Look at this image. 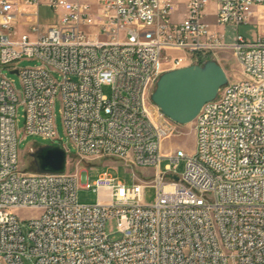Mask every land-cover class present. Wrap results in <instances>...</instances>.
<instances>
[{"label":"built area","instance_id":"obj_1","mask_svg":"<svg viewBox=\"0 0 264 264\" xmlns=\"http://www.w3.org/2000/svg\"><path fill=\"white\" fill-rule=\"evenodd\" d=\"M216 1L212 26L209 0H0V264H264V36L226 43L217 30L263 19L264 0ZM175 3L186 7L181 22ZM42 6L57 15L44 34ZM225 50L246 78L203 107L192 154L165 156L178 124L152 102L163 66H203L196 57L217 62ZM22 59L39 66L17 69ZM7 68L18 71L21 94L2 75ZM57 96L73 157L153 168V180L135 175L127 186L105 173L91 186L86 170L71 172L65 148L64 173L22 172L17 107L27 136L55 143ZM163 160L171 162L166 174ZM181 161L180 176L171 168ZM150 186L153 204L144 200ZM80 187L96 192L97 203L80 204ZM19 211L40 214L25 224Z\"/></svg>","mask_w":264,"mask_h":264},{"label":"rangeland","instance_id":"obj_2","mask_svg":"<svg viewBox=\"0 0 264 264\" xmlns=\"http://www.w3.org/2000/svg\"><path fill=\"white\" fill-rule=\"evenodd\" d=\"M174 18L177 19L182 15L183 9L185 12V6L180 3H175L174 6ZM216 11H217V1L209 0V4L206 7V18L205 22L215 26L216 23ZM57 15L54 11L49 8L42 6L39 9V23L41 26V33H45L49 26L56 24ZM218 32L224 35L226 43H231L238 35L243 36L249 43H253L257 40L259 36H264V18H254L247 25L241 27H235L233 25H228L225 27L217 26ZM27 31V29H24ZM168 55L169 53H164ZM217 63L222 66L228 76V83H236L244 80L246 77L243 74L242 67L238 59L229 50H225L219 55V60ZM17 69L23 70L27 68H34L39 66L36 60L22 59L15 65ZM167 69L165 64L162 68L164 70L163 74ZM162 74V75H163ZM2 75L7 76L10 81H12L15 90L18 94L22 92V85L20 77L17 74H11V71L7 69L2 70ZM161 75V76H162ZM55 78L61 81V77L57 74ZM104 94L111 98L112 92L110 87L105 86L103 88ZM155 109V108H154ZM156 110V109H155ZM24 106L20 102L17 107V118H16V129L18 137V153H19V169L26 173H35L36 167L31 154L28 153L31 147L35 148L37 151L39 148L44 146H57L61 145L63 148L67 149L70 153V170L75 172L77 169L86 170L88 172V184L93 186L97 180L107 173L110 177L121 181L127 186L134 183V176L140 177L142 180L151 181L155 175V170L153 168L145 167H134L126 161H122L117 158H103V159H81L75 158L76 155L75 148L70 143L68 136L66 135L63 115H62V102L59 96L55 99L53 114L56 125V132L58 140L54 143L50 139H45L38 135H26L25 133V115ZM172 135H170L163 143V154L167 156L170 153L176 152L178 149H183L186 153L192 154L195 149V124L194 122L186 126H173ZM171 164L169 160H163L160 163L159 169L161 174L168 173L167 167ZM186 162L181 161L178 168L175 169L172 164L171 170L176 172L178 175H183L185 172ZM157 198V189L153 186L148 187L145 190V202L147 204L155 203ZM78 202L80 204L93 205L97 203L98 195L93 190H87L79 188L77 195ZM21 220L25 224L38 216L40 211H19L16 212ZM27 232V228L24 229ZM108 233H115L116 224L115 221H111L107 225ZM113 239H118L117 235L112 237Z\"/></svg>","mask_w":264,"mask_h":264},{"label":"water","instance_id":"obj_3","mask_svg":"<svg viewBox=\"0 0 264 264\" xmlns=\"http://www.w3.org/2000/svg\"><path fill=\"white\" fill-rule=\"evenodd\" d=\"M11 74H17L13 71ZM228 84L225 70L215 61L203 66L165 72L152 94V102L172 122L186 126L193 123L203 107L215 100ZM36 172L62 174L66 171L67 152L61 146H44L33 155Z\"/></svg>","mask_w":264,"mask_h":264},{"label":"bare ground","instance_id":"obj_4","mask_svg":"<svg viewBox=\"0 0 264 264\" xmlns=\"http://www.w3.org/2000/svg\"><path fill=\"white\" fill-rule=\"evenodd\" d=\"M129 1V0H120ZM208 61H213V57H196V64H206Z\"/></svg>","mask_w":264,"mask_h":264},{"label":"crops","instance_id":"obj_5","mask_svg":"<svg viewBox=\"0 0 264 264\" xmlns=\"http://www.w3.org/2000/svg\"><path fill=\"white\" fill-rule=\"evenodd\" d=\"M183 6H184V5H183ZM185 12H186V7H185ZM185 12H184V9H183L182 15H181L179 18H177V19H175V18H174V15H173V20H174L175 22H181V21L184 19V17H185Z\"/></svg>","mask_w":264,"mask_h":264}]
</instances>
